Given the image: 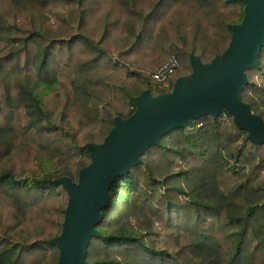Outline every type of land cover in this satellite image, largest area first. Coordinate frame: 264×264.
<instances>
[{
    "label": "trees",
    "instance_id": "16d2710c",
    "mask_svg": "<svg viewBox=\"0 0 264 264\" xmlns=\"http://www.w3.org/2000/svg\"><path fill=\"white\" fill-rule=\"evenodd\" d=\"M239 0H0V264H55L67 194L130 97L209 62ZM242 100L264 121V46ZM174 79V78H173ZM221 112L162 135L115 178L90 264H264V144Z\"/></svg>",
    "mask_w": 264,
    "mask_h": 264
},
{
    "label": "water",
    "instance_id": "95a60500",
    "mask_svg": "<svg viewBox=\"0 0 264 264\" xmlns=\"http://www.w3.org/2000/svg\"><path fill=\"white\" fill-rule=\"evenodd\" d=\"M240 22L231 26L227 47L209 62L188 53L191 71L175 78L170 90L154 95L149 88L131 96L134 111L115 116L101 143H86L90 162L80 168L76 181L68 176L54 179L67 194L59 235L49 243L58 250L55 264H90L86 260L92 237L101 235L96 225L109 200L116 177L142 163L141 155L157 145L166 132L188 127L192 121L221 112L232 117L239 129L248 132L254 144H264V121L242 100L248 82L246 70L258 64L264 46V0H239Z\"/></svg>",
    "mask_w": 264,
    "mask_h": 264
},
{
    "label": "built area",
    "instance_id": "2783aa9c",
    "mask_svg": "<svg viewBox=\"0 0 264 264\" xmlns=\"http://www.w3.org/2000/svg\"><path fill=\"white\" fill-rule=\"evenodd\" d=\"M179 66L180 62L175 56L168 58L151 74L153 82L158 85L165 84Z\"/></svg>",
    "mask_w": 264,
    "mask_h": 264
},
{
    "label": "rangeland",
    "instance_id": "374dc122",
    "mask_svg": "<svg viewBox=\"0 0 264 264\" xmlns=\"http://www.w3.org/2000/svg\"><path fill=\"white\" fill-rule=\"evenodd\" d=\"M177 76L176 75H173V76H171L170 78H169V80L165 83V84H162V85H160L161 87H163V86H167V84L171 81V79L172 80H175V78H176ZM174 78V79H173ZM174 82V81H173Z\"/></svg>",
    "mask_w": 264,
    "mask_h": 264
}]
</instances>
